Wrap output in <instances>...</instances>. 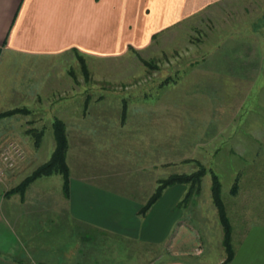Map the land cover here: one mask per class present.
I'll return each mask as SVG.
<instances>
[{"label":"rangeland","instance_id":"obj_1","mask_svg":"<svg viewBox=\"0 0 264 264\" xmlns=\"http://www.w3.org/2000/svg\"><path fill=\"white\" fill-rule=\"evenodd\" d=\"M141 37L135 33L129 40L135 45L116 55L94 47L70 50L50 73L43 63L42 80L57 78L56 91L43 94L44 144L55 138L51 121L61 117L69 124L75 162L121 181L134 175V160L150 155L161 178L202 163L221 178L236 233L264 222V0H221L153 31L138 47ZM237 179L240 188L233 194ZM211 182L208 171L201 192L188 199L185 184L173 213L178 221L161 246L102 236L77 224L71 237L69 227L59 225L57 252L62 259L73 253L62 264H158L178 248L194 247L216 258L223 228ZM182 222L186 233L174 240Z\"/></svg>","mask_w":264,"mask_h":264},{"label":"crops","instance_id":"obj_2","mask_svg":"<svg viewBox=\"0 0 264 264\" xmlns=\"http://www.w3.org/2000/svg\"><path fill=\"white\" fill-rule=\"evenodd\" d=\"M218 1L221 0H0V152L9 139L20 141L27 151L24 161L0 176V264L68 263L73 253H66L62 259L56 248L57 227L62 224L69 227L71 237L77 224L102 236L110 234L146 246H161L169 239L165 231L170 232L178 221V215L173 213L185 193V184L168 186L150 210L141 215L155 184L165 176H158L162 171L152 156L149 160H134V175L122 181L116 174L97 173L94 167L80 166L73 159L66 121L69 195L64 192L61 173L36 178L24 194L8 191L48 160L56 145L52 137L44 144L46 130L36 145L28 129H42L40 113L48 107L43 105V94L57 89V78L42 80L43 63L49 73L50 69L57 70L59 56L75 48L84 52L94 47L98 53L116 55L126 51L129 44L135 45L129 41L135 33L142 36L138 47L144 46L153 31ZM147 4L150 9H146ZM17 107H27L29 112L4 114ZM185 228L186 224L180 223L173 239H180ZM223 239L224 233L216 258L207 257L203 247L178 248L173 252L176 256L158 264H223ZM232 242L235 256L229 264H264V222L237 233L233 230ZM55 255L58 263L54 262Z\"/></svg>","mask_w":264,"mask_h":264},{"label":"trees","instance_id":"obj_3","mask_svg":"<svg viewBox=\"0 0 264 264\" xmlns=\"http://www.w3.org/2000/svg\"><path fill=\"white\" fill-rule=\"evenodd\" d=\"M75 50H77L75 48ZM78 53V57L80 58L83 72L86 76L89 75V70L85 61L84 56ZM126 104H124L122 116L125 119L127 111ZM29 112L27 107H17L5 111L4 114H13L16 112ZM53 130L56 140L55 148L50 156V158L41 164H39L30 174L25 176L17 185L12 187L8 192H20L22 194L25 193L29 184L35 180L36 178L42 175H49L53 173H61L63 175V189L66 195L70 193V167L67 162V151L69 147L67 126L64 119L61 117H55L53 121ZM35 137V144L39 145L44 134L43 129L32 128L30 130ZM210 171L212 182H211V194L213 198L214 205L217 209L218 217L220 224L223 228L224 239L223 244L226 251V259L223 264H229L234 256L235 249L232 242V234H233V225L231 219L228 215V211L225 205V201L222 195V181L219 174L211 168H207L204 164L199 163L197 169L192 172H174L169 174L166 177L160 178L157 187L154 192L146 201V204L140 210L141 215H145L150 208L155 204V202L161 197L164 190L171 185L177 183L188 184V190L185 195V199L190 198L193 194L201 192L202 189V181L204 175ZM239 182L238 179L234 182L231 192L236 194L238 191Z\"/></svg>","mask_w":264,"mask_h":264},{"label":"built area","instance_id":"obj_4","mask_svg":"<svg viewBox=\"0 0 264 264\" xmlns=\"http://www.w3.org/2000/svg\"><path fill=\"white\" fill-rule=\"evenodd\" d=\"M0 157L3 166L0 168V176H2L8 168H13L26 157L24 147L15 139H10L3 145Z\"/></svg>","mask_w":264,"mask_h":264}]
</instances>
